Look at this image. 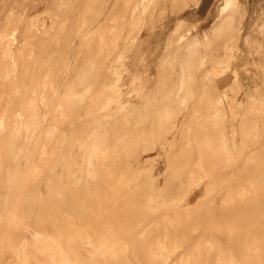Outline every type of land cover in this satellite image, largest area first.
Instances as JSON below:
<instances>
[{"label":"rangeland","instance_id":"rangeland-1","mask_svg":"<svg viewBox=\"0 0 264 264\" xmlns=\"http://www.w3.org/2000/svg\"><path fill=\"white\" fill-rule=\"evenodd\" d=\"M110 1L0 0V264H264V0ZM228 185L235 236L212 239L197 215Z\"/></svg>","mask_w":264,"mask_h":264},{"label":"bare ground","instance_id":"bare-ground-1","mask_svg":"<svg viewBox=\"0 0 264 264\" xmlns=\"http://www.w3.org/2000/svg\"><path fill=\"white\" fill-rule=\"evenodd\" d=\"M90 1V0H89ZM105 1V0H104ZM223 1V4H225V6L227 5V6H231V5H237L238 3H239V0H222ZM92 2H94V1H92ZM106 2H111L110 0L109 1H107L106 0ZM105 2V3H106ZM115 2V1H114ZM135 2V1H134ZM133 2V4H132V2L130 1V3L129 2H127L128 4H129V6L130 5H135V7L134 8H132V7H130L132 10H130V12L132 11V16L134 15L133 13H136V12H138L137 10H139V9H137V7H138V5L140 4L139 3V1L138 2H136V3H134ZM145 2V1H144ZM101 3V2H100ZM127 3H122V4H126L127 5ZM138 3V4H137ZM142 3V2H141ZM146 3V2H145ZM144 3V4H145ZM66 4V3H65ZM69 4V3H68ZM67 4V5H68ZM98 4V3H97ZM112 4H113V2H112ZM117 4H120V3H118V1H117ZM147 4V3H146ZM156 4V3H155ZM60 5V4H59ZM69 5H71V3L69 4ZM86 5V4H85ZM84 5V6H85ZM101 5V4H100ZM106 5V4H105ZM116 5V4H115ZM149 5V4H148ZM99 6V5H98ZM107 6V5H106ZM117 6V5H116ZM184 6H186V5H184ZM75 7V6H74ZM115 6H113V8H114ZM122 7H124V6H122ZM122 7H120V8H122ZM141 7V6H140ZM174 7V6H173ZM63 8V7H62ZM71 8V7H70ZM111 8V7H110ZM128 8V7H127ZM153 8V7H152ZM174 8H176V7H174ZM241 8H243V7H241ZM240 8V9H241ZM94 9V8H93ZM106 9V8H105ZM150 9V8H149ZM163 9V8H162ZM179 9V8H178ZM239 9V8H238ZM104 10V9H103ZM108 10V9H107ZM110 10V9H109ZM112 10H114V9H112ZM111 10V11H112ZM127 10H129V9H127ZM144 10V9H143ZM66 11V10H65ZM125 11V10H124ZM136 11V12H135ZM145 11V10H144ZM179 11H181V10H179ZM232 11H234V10H231V13L229 14V16H228V19H234V18H236L237 16H239L238 14H236V12L238 11H234V12H232ZM81 12V11H80ZM107 12H109V11H107ZM121 12V11H120ZM125 12H127V11H125ZM155 12V11H154ZM178 12V11H177ZM240 12V11H239ZM239 12H237V13H239ZM83 13V12H82ZM95 13V12H94ZM113 13V12H112ZM122 13V12H121ZM124 13V12H123ZM140 13V12H139ZM145 13V12H144ZM104 14V13H103ZM110 14V13H109ZM138 14V13H137ZM240 14H242V13H240ZM245 14V13H244ZM243 14V15H244ZM55 15V14H54ZM96 15V14H95ZM106 15H107V13H106ZM143 15V14H142ZM237 15V16H236ZM243 15H241L242 17H243ZM80 16V15H79ZM92 16V15H91ZM99 16V15H98ZM102 16V15H101ZM100 16V17H101ZM112 16H114V15H112ZM115 16H120V15H116L115 14ZM127 16V15H126ZM130 16V15H129ZM59 17V16H58ZM61 17V16H60ZM111 17V16H110ZM121 17V16H120ZM125 17V16H124ZM141 17V16H140ZM231 17V18H230ZM79 18V17H78ZM103 18H104V16H103ZM80 19V18H79ZM89 19V18H88ZM92 19V18H91ZM98 19V18H97ZM95 17H94V21H93V19H92V22H94L93 24H95L96 23V21L95 20H97ZM107 19H109V18H107ZM117 19V18H116ZM120 19V18H119ZM131 19V18H130ZM129 19V20H130ZM139 19V18H138ZM99 20V19H98ZM103 20V19H102ZM106 20V19H105ZM112 21V20H111ZM114 21H116V20H114ZM78 22V21H77ZM89 22V21H88ZM91 22V21H90ZM99 22V21H98ZM118 22V21H117ZM103 23H104V21H103ZM102 23V24H103ZM92 24V25H93ZM100 24V23H99ZM112 24V23H111ZM118 24V23H117ZM116 24V25H117ZM137 24V23H136ZM228 24V23H227ZM227 24H225V25H223L222 23L219 25V23H218V25L219 26H216V25H214V26H216V27H214L213 28V31H218V29H220L221 28V25H222V27L223 26H227ZM88 25V24H87ZM119 25V24H118ZM120 25H121V22H120ZM119 25V26H120ZM142 25V24H141ZM229 25V24H228ZM74 26V25H73ZM90 26V25H89ZM88 26V27H89ZM96 26V25H95ZM102 26V25H101ZM100 26V27H101ZM105 26V25H104ZM114 26V25H113ZM119 26H117L118 28H119ZM134 26V25H133ZM97 27V26H96ZM75 28V27H74ZM84 28H85V26H84ZM103 28V27H102ZM111 28V27H110ZM118 28H117V30H118ZM120 28H122V26L120 27ZM134 28V27H133ZM112 29V28H111ZM226 29H228V27L226 28ZM92 30V29H91ZM106 30V29H105ZM224 30H225V28H224ZM102 31V30H101ZM114 31V30H113ZM94 32V31H93ZM81 34V33H80ZM110 34V33H109ZM116 34H117V32H116ZM92 35V34H91ZM101 35V34H100ZM112 35H113V33H112ZM152 35V34H151ZM150 37V36H149ZM89 38V37H88ZM140 38V37H139ZM139 38H137L136 40H134L133 42H132V46H130V44H129V46L130 47H133L134 49H135V46L139 43ZM87 39V38H86ZM107 39H108V37H107ZM110 39V38H109ZM118 39V38H117ZM148 39V38H147ZM146 39V40H147ZM94 40V39H93ZM96 40V39H95ZM116 40V39H115ZM121 40V39H120ZM87 41V40H86ZM109 41V40H108ZM143 41V40H142ZM149 41V40H148ZM85 42V41H84ZM83 42V43H84ZM92 42V41H91ZM90 42V43H91ZM100 42V41H99ZM99 42H97V43H99ZM113 42V41H112ZM145 42V41H144ZM93 43V42H92ZM101 43V42H100ZM107 43V42H106ZM108 43H110V42H108ZM149 43V42H148ZM148 43H146V44H148ZM81 44V43H80ZM117 44V43H116ZM128 44V43H127ZM89 45V44H88ZM99 45V44H98ZM111 45V44H110ZM119 45V44H118ZM86 46V45H85ZM76 47V46H75ZM90 47H92V46H90ZM95 47H97V46H95ZM103 47V46H102ZM111 47V46H110ZM94 48V47H93ZM107 48V47H106ZM132 48V49H133ZM95 49V48H94ZM91 50H93V49H91ZM89 51V50H88ZM87 51V52H88ZM110 51V50H109ZM138 51V50H137ZM238 51V50H237ZM236 51V52H237ZM66 52V51H65ZM73 52V51H72ZM99 52V51H98ZM102 52V51H101ZM107 52V51H106ZM128 52V51H127ZM94 53V52H93ZM191 53H193V52H191ZM53 54V53H52ZM125 54V53H124ZM226 54V53H225ZM235 54L236 53H234L233 51H230L229 53H228V57H229V61H230V63H231V65L230 66H228V68H227V71H230L231 70V67H232V64H233V61H234V58H235ZM85 55V54H84ZM88 55V54H87ZM89 55H90V53H89ZM95 55V54H94ZM97 55V54H96ZM122 55V54H121ZM92 56V55H91ZM99 56H100V54H99ZM110 56V55H109ZM123 56V55H122ZM68 57V56H67ZM96 57V56H95ZM94 57V60L96 59ZM102 57V56H101ZM113 57V56H112ZM119 57V56H118ZM117 57V58H118ZM121 57V56H120ZM124 57V56H123ZM140 57V56H139ZM76 58V57H75ZM106 58V57H105ZM116 58V59H117ZM240 58V57H239ZM66 59V58H65ZM83 59V58H82ZM100 59V58H99ZM115 59V60H116ZM122 59V58H121ZM238 59V58H237ZM55 60V59H54ZM70 60V59H69ZM88 60H90V58L88 59ZM135 60V59H134ZM56 61V60H55ZM63 61H65V60H63ZM92 61H93V59H92ZM96 61H98V60H96ZM144 61V60H143ZM223 61V60H222ZM225 61H227V60H225ZM52 62V61H51ZM101 62V61H100ZM117 62V61H116ZM139 62V61H138ZM215 62V61H214ZM64 63V62H63ZM78 63V62H77ZM83 63V62H82ZM85 63V62H84ZM90 63V62H89ZM123 63V62H122ZM164 63H166V62H164ZM237 63V62H236ZM239 63V62H238ZM66 64V63H65ZM64 64V65H65ZM91 64V63H90ZM52 65V64H51ZM69 65V64H68ZM72 65V64H71ZM79 65V64H78ZM85 65V64H84ZM83 65V66H84ZM98 65V64H97ZM120 65V64H119ZM166 65V64H165ZM164 64H163V66H165ZM86 66H88V67H90L89 65H87L86 64ZM93 66V65H92ZM100 66V65H99ZM104 66V65H103ZM131 66V65H130ZM225 66V65H224ZM240 66V65H239ZM53 67V66H52ZM77 67H79V66H77ZM94 67H96V66H94ZM98 67V66H97ZM170 67V66H169ZM56 68V67H55ZM83 68H85V67H83ZM102 68V67H101ZM165 68V67H164ZM239 68V67H238ZM79 69V68H78ZM94 69V68H93ZM212 69H214V68H212ZM51 70H52V68H51ZM50 70V71H51ZM99 70V69H98ZM168 70V69H167ZM55 71V70H54ZM88 71V70H87ZM100 71V70H99ZM164 71V70H163ZM166 71V70H165ZM72 72V71H71ZM75 72V71H74ZM97 72V71H96ZM160 72V71H159ZM76 73V72H75ZM91 73V72H90ZM95 73V72H94ZM164 73V72H163ZM56 74V73H55ZM162 74V73H161ZM86 75V74H85ZM97 75V74H96ZM101 75V74H100ZM171 75V74H170ZM170 75H169V77H170ZM79 76V75H78ZM90 76V75H89ZM166 77L165 78H167V74L165 75ZM186 76H190V77H192L191 76V74H188L187 73V75H183L182 77H183V79L185 80L186 79ZM210 76H212V77H214V78H216V80H222L223 79V74L221 73V71H219V73L217 72V71H215L213 74H211ZM96 77V76H95ZM109 77H111V76H109ZM160 77V76H159ZM162 77H164V75L162 76ZM169 77H168V79H169ZM189 77V78H190ZM237 77H238V71H234L233 72V75H232V78H234V80H237ZM75 78V77H74ZM73 78V79H74ZM92 78V77H91ZM94 78V77H93ZM81 79H82V77H81ZM89 79V78H88ZM163 79V78H162ZM182 79V80H183ZM211 79H213V78H211ZM210 79V80H211ZM182 80H180L181 82H182ZM53 81V80H52ZM57 81V80H56ZM81 81V80H80ZM80 81H79V83H80ZM98 81V80H97ZM107 81V80H106ZM116 81V80H115ZM83 82V81H82ZM86 82V81H85ZM90 82V81H89ZM109 82V81H108ZM145 82V81H144ZM224 82L226 83L227 81H226V79L225 80H223V81H221V84L223 83L224 84ZM72 83V82H71ZM97 83V82H96ZM140 83V82H139ZM172 83V82H171ZM180 83V82H179ZM184 83H185V81H184ZM184 83L182 84L181 83V85H183L182 87L183 88H185L186 86H184ZM231 83H234V81L233 82H231ZM81 84V83H80ZM83 84V83H82ZM85 84V83H84ZM83 84V85H84ZM93 84V83H92ZM135 84V83H134ZM188 84V83H187ZM186 84V85H187ZM54 85V84H53ZM136 85V84H135ZM162 85V84H161ZM180 85V86H181ZM210 85V84H209ZM215 85V84H214ZM213 85V86H214ZM73 86V85H72ZM93 86H94V84H93ZM146 86V85H145ZM163 86H165V85H163ZM174 86V85H173ZM216 86V85H215ZM234 87H235V84L233 85ZM82 87V86H81ZM80 87V88H81ZM95 87V86H94ZM162 87V86H161ZM172 87V86H171ZM170 87V88H171ZM232 87V86H231ZM70 88V87H69ZM85 88V87H84ZM90 88H91V86H90ZM89 88V89H90ZM111 88V87H110ZM136 88V87H135ZM156 88V87H155ZM163 88V87H162ZM179 88V87H178ZM191 88V87H190ZM193 88V87H192ZM191 88V89H192ZM223 88H226V85L224 84V87ZM233 88V87H232ZM68 88H66V90H67ZM92 89V88H91ZM190 89V90H191ZM194 89V88H193ZM71 90V89H70ZM132 90V89H131ZM183 90V89H182ZM65 91V90H64ZM133 91V90H132ZM180 88H179V92H177L178 93V95H181V93H180ZM192 91H194V90H192ZM211 91V90H210ZM220 91V90H219ZM218 91V92H219ZM229 91H231V89L229 90ZM75 92H76V90H75ZM171 92H172V90H171ZM188 92V91H187ZM196 92V91H195ZM212 92V91H211ZM217 92V93H218ZM227 91H224V93H226ZM105 93V92H104ZM145 93V92H144ZM168 93V92H167ZM193 93V92H192ZM220 93V92H219ZM86 94V93H85ZM170 94H172V93H170ZM196 94V93H195ZM214 94V93H213ZM233 94V93H232ZM72 95V94H71ZM70 95V96H71ZM81 95V94H80ZM166 95V94H165ZM192 95V94H191ZM191 95H189V96H191ZM220 95V94H219ZM218 94H217V96H219ZM222 95H223V92H222ZM225 95H227V94H225ZM108 96V95H107ZM166 96H170V95H166ZM184 96V95H183ZM188 96V95H187ZM221 96V95H220ZM219 96V97H220ZM48 97V96H47ZM64 97V96H63ZM67 97V96H66ZM131 97V96H130ZM176 97V96H175ZM181 97V96H180ZM46 98V97H45ZM81 98H83V97H81ZM184 98V97H183ZM202 98H203V96H202ZM225 99L226 97H224V95H223V97H222V99ZM67 99V98H66ZM121 99V98H120ZM153 99V98H152ZM151 99V100H152ZM182 99V98H181ZM201 99V98H200ZM217 99V98H216ZM219 99V98H218ZM61 100H63V99H61ZM70 100V99H69ZM82 100V99H81ZM150 100V101H151ZM173 100H175V99H173ZM172 100V101H173ZM177 100V99H176ZM186 100V99H185ZM221 100V99H220ZM60 101V100H59ZM76 101V100H75ZM157 101V100H156ZM179 101V100H178ZM181 101V100H180ZM183 101V100H182ZM197 101V100H196ZM213 101V100H212ZM217 101H219V100H217ZM226 101V100H225ZM72 102V101H71ZM80 102H82V101H80ZM115 102V101H114ZM161 102H163V101H161ZM188 102V101H187ZM65 103V102H64ZM117 103H118V101H117ZM116 103V104H117ZM159 103V102H158ZM170 103V102H169ZM173 103V102H172ZM171 103V104H172ZM175 103H177V101L175 102ZM174 103V104H175ZM182 103V102H181ZM207 103H208V100H207ZM218 103V102H217ZM221 103V102H220ZM226 103V102H225ZM48 104V103H47ZM59 104V103H58ZM71 104V103H70ZM146 104V103H145ZM168 104V103H167ZM200 104V103H199ZM212 104V103H211ZM224 104V103H223ZM61 105V104H60ZM69 105V104H68ZM75 105V104H74ZM81 104H79V106H80ZM120 105V104H119ZM173 105V104H172ZM171 105V106H172ZM218 105V104H217ZM76 106H78L77 104H76ZM75 106V107H76ZM168 106V105H167ZM206 106V105H205ZM208 106V105H207ZM211 106V105H210ZM214 106V105H213ZM82 107V106H81ZM117 107V106H116ZM119 107V106H118ZM166 107V106H165ZM186 107V106H185ZM212 107V106H211ZM51 108V107H50ZM97 108V107H96ZM123 108V107H122ZM127 108V107H126ZM162 108V107H161ZM209 108V107H208ZM214 108V107H213ZM218 108V107H217ZM66 109V108H65ZM68 109H69V107H68ZM171 109V108H170ZM180 109V108H179ZM178 109V110H179ZM55 110V109H54ZM90 110V109H89ZM96 110V109H95ZM159 110V109H158ZM157 110V111H158ZM164 110V109H163ZM216 110V109H215ZM87 111V110H86ZM169 111V110H168ZM68 112V111H67ZM120 112V111H119ZM131 112V111H130ZM143 112H145V111H143ZM57 113V112H56ZM146 113V112H145ZM154 113V112H153ZM157 113V112H156ZM194 113V112H193ZM214 113V112H213ZM239 113V112H238ZM117 114V113H116ZM130 114V113H129ZM155 114V113H154ZM200 114V113H199ZM225 114V113H224ZM53 115H56V114H53ZM77 115V114H76ZM110 115V114H109ZM114 115V114H113ZM112 115V116H113ZM140 115V114H139ZM147 115V114H146ZM162 115V114H161ZM167 115V114H166ZM169 115H171V114H169ZM212 115V114H211ZM216 115V114H215ZM223 115V114H222ZM134 116H136V115H134ZM133 116V117H134ZM138 116V115H137ZM205 116V115H204ZM225 116V115H224ZM223 116V117H224ZM248 116V115H247ZM54 117V116H53ZM97 117V116H96ZM160 117H162V116H160ZM167 117V116H166ZM202 117V116H201ZM100 118V117H99ZM139 118V117H138ZM148 118V117H147ZM150 118V117H149ZM221 118V117H220ZM89 119H91V118H89ZM89 119H87V120H89ZM95 119V118H94ZM140 119V118H139ZM146 119V118H145ZM144 119V120H145ZM167 119H168V117H167ZM198 119V118H197ZM219 119V118H218ZM226 119V118H225ZM244 119V118H243ZM16 120V119H15ZM71 120V119H70ZM93 120V119H92ZM96 120V119H95ZM142 120H143V116H142ZM40 121V120H39ZM57 121V120H56ZM91 121V120H90ZM100 121H101V119H100ZM147 121H149V119L147 120ZM151 121V120H150ZM204 121V120H203ZM209 121V120H208ZM222 121V120H221ZM251 121V120H250ZM15 122V121H14ZM61 122V121H60ZM93 122V121H92ZM66 123V122H65ZM94 123V122H93ZM92 123V124H93ZM209 123V122H208ZM207 123V124H208ZM212 123V122H211ZM228 123V122H227ZM69 124H70V122H69ZM91 124V123H90ZM201 124V123H200ZM210 124V123H209ZM216 124V123H215ZM222 124V123H221ZM240 124V123H239ZM38 125V124H37ZM40 125V124H39ZM88 125V124H87ZM102 125V124H101ZM206 125V124H205ZM219 125V124H218ZM110 126V125H109ZM210 126V125H209ZM38 127V126H37ZM193 127V126H192ZM207 127V126H206ZM212 127H213V125H212ZM218 127V126H217ZM4 128V127H3ZM86 128H87V126H86ZM110 128V127H109ZM204 128V127H203ZM249 129H250V127H248ZM18 129H20L19 127H18ZM18 129H16L17 130V132H18ZM53 129H55V128H53ZM95 129H96V127H95ZM101 129V128H100ZM99 129V130H100ZM234 129V128H233ZM253 129V128H252ZM4 130V129H3ZM90 130H91V128H90ZM211 130V129H210ZM251 130V129H250ZM254 130V129H253ZM20 131V130H19ZM130 131V130H129ZM15 132V131H14ZM91 132H92V130H91ZM93 132H95V131H93ZM204 132V131H203ZM214 132H215V130H214ZM250 132H252V131H250ZM82 133V132H81ZM189 133V132H188ZM193 133V132H192ZM198 133V132H197ZM222 133H224V132H222ZM255 133H257V132H255ZM16 134H18V133H16ZM35 134V133H34ZM33 134V135H34ZM204 134V133H203ZM202 134V135H203ZM235 134V133H234ZM13 135V134H12ZM22 135V134H21ZM89 135H91L92 136V134H90L89 133ZM129 135V134H128ZM209 135H210V133H209ZM221 135V134H220ZM82 136V135H81ZM94 136V135H93ZM124 136V135H123ZM127 136V135H126ZM131 136V135H130ZM191 136V135H190ZM200 136V135H199ZM207 136V135H206ZM225 136V135H224ZM245 136V135H244ZM249 136V135H248ZM261 136V135H260ZM10 137V136H9ZM13 137V136H12ZM215 137V136H214ZM48 138V137H47ZM88 138V137H87ZM126 138V137H125ZM211 138H212V136H211ZM224 138V137H223ZM12 139V138H11ZM19 139V138H18ZM76 139H77V137H76ZM79 139V138H78ZM207 139V138H206ZM242 139V138H241ZM16 140V139H15ZM53 140V139H52ZM64 140V139H63ZM66 141H67V139H65ZM80 140V139H79ZM125 140V139H124ZM126 140H128V139H126ZM219 140V139H218ZM18 141V140H17ZM61 141V140H60ZM212 141V140H211ZM249 141V140H248ZM12 142V141H11ZM68 142V141H67ZM75 142H77V140L75 141ZM78 142H80V141H78ZM189 142V141H188ZM218 142V141H217ZM221 142V141H220ZM243 142V141H242ZM9 143V142H8ZM123 143V142H122ZM12 144H14V143H12ZM23 144V143H22ZM61 144V143H60ZM59 144V145H60ZM127 144V143H126ZM187 144V143H186ZM210 144V143H209ZM79 145V144H78ZM208 145V144H207ZM216 145V144H215ZM214 145V146H215ZM219 145V144H218ZM61 146V145H60ZM59 146V147H60ZM187 146V145H186ZM255 146V145H254ZM22 147V146H21ZM66 147V146H65ZM218 147V146H217ZM225 147V146H224ZM83 148V147H82ZM125 148H126V146H125ZM167 148V147H166ZM209 148V147H208ZM18 149V148H17ZM21 149V148H20ZM80 149V148H79ZM78 149V150H79ZM92 149V148H91ZM97 149H98V147H97ZM186 149V148H185ZM182 150V149H181ZM189 150V149H188ZM208 150L209 149H207L206 151L208 152ZM225 150V149H224ZM261 150V149H260ZM263 150V149H262ZM13 151V150H12ZM14 151H16V150H14ZM14 151L12 152V153H14ZM60 151V150H59ZM98 151V150H97ZM166 151V150H165ZM205 151V152H206ZM212 151V150H211ZM242 151V150H241ZM264 151V150H263ZM80 152V151H79ZM187 152V151H186ZM209 152H210V150H209ZM256 152V151H255ZM30 153V152H29ZM28 153V154H29ZM66 153V152H65ZM182 153V152H181ZM184 153V152H183ZM195 153V152H194ZM198 153V152H197ZM224 153V152H223ZM241 153V152H240ZM261 153V152H260ZM20 154V153H19ZM60 154V153H59ZM58 154V155H59ZM186 154V153H185ZM202 154V153H201ZM205 154V153H204ZM210 154V153H209ZM212 154H214V153H212ZM183 155V154H182ZM193 155V154H192ZM211 155V154H210ZM209 155V156H210ZM251 155V154H250ZM64 156V155H63ZM213 156V155H212ZM257 156V155H256ZM255 156V157H256ZM260 156H262V154L260 155ZM193 157V156H192ZM200 157H201V155H200ZM202 157H204V156H202ZM207 157V156H206ZM211 157V156H210ZM61 158H64V157H62L61 156ZM168 158V157H167ZM208 158V157H207ZM206 158V159H207ZM249 157L247 156V158L246 159H248ZM254 158V157H253ZM264 158V157H263ZM180 159V158H179ZM185 159V158H184ZM240 159V158H239ZM251 159V158H250ZM209 160V159H208ZM208 160H205V161H208ZM215 160V159H214ZM214 160H213V162H214ZM88 161V160H87ZM176 161H178V160H176ZM175 161V162H176ZM182 161V160H181ZM188 161V160H187ZM204 161V162H205ZM210 161H212L211 159H210ZM210 161H208L209 163H211ZM58 162V161H57ZM69 162V161H68ZM190 162V161H189ZM220 162V161H219ZM225 162V161H224ZM248 162V161H247ZM251 162V161H250ZM61 163V162H60ZM179 163V162H178ZM199 163V162H198ZM181 164V163H180ZM204 164V163H203ZM18 165V164H17ZM88 165V164H87ZM259 165V164H258ZM264 165V163H262V166ZM173 166H174V164H173ZM173 166H172V168H173ZM176 166V165H175ZM178 166V165H177ZM216 166V165H215ZM239 166V165H238ZM245 166H246V164H245ZM25 167V166H24ZM254 167H256V166H254ZM81 168H83V166L81 167ZM172 168H171V170H172ZM175 168V167H174ZM173 168V169H174ZM184 168V167H183ZM246 168V167H245ZM248 168V167H247ZM186 169V168H185ZM32 170V169H31ZM216 170V169H215ZM241 170V169H240ZM173 171V170H172ZM221 171V170H220ZM260 171V170H259ZM91 172V171H90ZM174 172V171H173ZM251 172V171H250ZM56 173V172H55ZM84 173H86V172H84ZM231 173V172H230ZM246 173V172H245ZM247 173H248V170H247ZM262 173V172H261ZM9 174V173H8ZM50 174V173H49ZM67 174H68V172H67ZM173 174V173H172ZM175 174V173H174ZM232 174V173H231ZM264 173H262V175H263ZM85 175V174H84ZM90 175V174H89ZM88 175V176H89ZM92 175V174H91ZM214 175V174H213ZM242 175V174H241ZM257 175V174H256ZM70 176V175H69ZM235 176V175H234ZM243 176V175H242ZM56 177V176H55ZM92 177V176H91ZM90 177V178H91ZM187 177V176H186ZM244 177V176H243ZM242 177V178H243ZM262 177H264V176H262ZM184 178V177H183ZM230 178V177H229ZM229 178H227L226 180L227 181H232V180H228ZM233 178V177H232ZM94 179V178H93ZM247 179V178H246ZM50 180V179H49ZM83 180V179H82ZM171 180H173V179H171ZM170 180V181H171ZM225 180V181H226ZM240 180H241V178H240ZM59 181V180H58ZM79 181V180H78ZM226 181V182H227ZM172 182H174V180L173 181H171V183ZM255 182V181H254ZM9 183V182H8ZM85 183H87L86 181H85ZM170 183V182H169ZM177 183V182H176ZM258 183V182H257ZM54 184V183H53ZM59 184V183H58ZM231 184V183H230ZM86 185V184H85ZM259 185V184H258ZM262 185V184H261ZM74 186V185H73ZM87 186V185H86ZM224 186V185H223ZM57 187V186H56ZM172 187V186H171ZM215 187V186H214ZM233 187V186H232ZM238 187V186H237ZM252 187V186H251ZM230 188V185H228L226 188H224V189H220V190H218L217 192H216V194L214 195V197H211V198H213V199H210V200H206L205 202L207 203V204H209V203H211V202H213L212 203V205H210V207H211V209L210 210H208V211H206L205 210V212H203L202 214H198L197 215V219H196V221L198 222V224H197V227H201L203 230H204V232L206 233V234H210L211 235V238L213 239H215L216 237H219V236H225V235H227V236H229V237H234L235 236V226H232L231 224H232V222H231V224H229V223H227L226 221H224L223 219H224V215H225V213H226V205L225 206H222V200H224L225 201V199H224V197H225V194H224V191L225 190H227V189H229ZM168 189V188H167ZM170 190V189H169ZM231 190V189H230ZM208 191V190H207ZM246 191V190H245ZM55 192V191H54ZM50 193H51V191H50ZM256 193H258V192H256ZM137 194V193H136ZM135 194V195H136ZM228 194V193H227ZM263 193H261V195H262ZM63 195V194H62ZM241 195H243V194H237V197H235L234 196V198L233 197H231V198H229V205L230 206H232L233 207V202L234 201H239V200H241L240 199V197H241ZM258 195V194H257ZM257 195H255V196H257ZM41 196V195H40ZM65 196V195H64ZM207 196H209V193L207 192V194H206V197ZM27 197V196H26ZM259 197H260V195H259ZM262 197V196H261ZM62 198V197H61ZM134 198V197H133ZM148 198V197H147ZM147 198H145V199H147ZM210 198V197H209ZM258 198V197H257ZM23 199V198H22ZM41 199V198H40ZM208 199V198H207ZM248 199V198H247ZM253 199V198H252ZM260 199V198H259ZM204 200V199H203ZM214 200V201H213ZM258 200V199H257ZM256 200V201H257ZM263 200V199H262ZM25 201H27V200H25ZM36 201V200H35ZM143 201V200H142ZM148 201V200H147ZM202 201V200H201ZM252 201V200H251ZM250 201V203L252 204V202ZM254 201V200H253ZM259 201H261V200H259ZM258 201V202H259ZM23 202V201H22ZM139 202V201H138ZM262 202V201H261ZM148 203V202H147ZM247 203H249V201L247 202ZM198 204H200V201L198 202ZM137 205L139 206V204L137 203ZM257 205V204H256ZM22 206V205H21ZM195 206V205H194ZM249 206H251V205H249ZM249 206H247V207H249ZM45 207V206H44ZM150 207V206H149ZM151 207H152V205H151ZM150 207V208H151ZM252 207V206H251ZM261 208V207H260ZM27 209V208H26ZM25 209V210H26ZM29 210H30V207L28 208ZM152 209V208H151ZM237 209V208H236ZM240 209V208H239ZM250 209V208H249ZM264 209V208H263ZM154 210V209H153ZM246 210H247V208H246ZM240 211V210H239ZM244 211V210H243ZM26 213V212H25ZM239 213V212H238ZM31 214V213H30ZM241 214H242V212H241ZM240 214V215H241ZM245 214V213H244ZM255 214V213H254ZM257 214H258V212H257ZM229 215H230V213H229ZM30 216V215H29ZM153 216H155V215H153ZM239 216V215H238ZM250 217V216H249ZM169 218V217H168ZM241 218H243L242 217V215H241ZM245 218V217H244ZM243 218V219H244ZM171 219V218H170ZM181 219V218H180ZM246 219V218H245ZM253 219V218H252ZM33 220V219H32ZM173 220V219H172ZM183 221V220H182ZM181 221V222H182ZM231 221V220H230ZM241 221H243V220H241ZM241 221H239V222H241ZM257 221V220H256ZM245 223V222H244ZM246 223H247V221H246ZM239 225H240V223H238ZM181 225V224H180ZM243 225V224H242ZM242 225H240L241 226V228H243L242 227ZM247 225V224H246ZM178 227V226H177ZM264 227V226H263ZM145 228H147V227H145ZM254 228H257V227H254ZM253 228V229H254ZM244 229V228H243ZM252 229V230H253ZM262 229H264V228H262ZM245 230V229H244ZM251 230V229H250ZM259 230V229H258ZM257 232V231H256ZM261 232V231H260ZM199 233V232H198ZM203 233V232H202ZM34 235V234H33ZM79 235V234H78ZM197 235V234H196ZM200 235V234H199ZM203 235V234H202ZM262 235V234H261ZM144 236V235H143ZM262 236H264V235H262ZM64 237V236H63ZM62 237V238H63ZM72 237V236H71ZM148 237V236H147ZM149 237H150V235H149ZM200 237V236H199ZM238 237V236H237ZM19 238H21V237H19ZM18 238V239H19ZM59 238V237H58ZM67 238V237H66ZM210 238V239H211ZM17 239V240H18ZM109 239V238H108ZM111 239V238H110ZM232 239V238H231ZM67 240V239H66ZM164 240V239H163ZM174 241H175V239H174ZM219 241V240H218ZM59 242V241H58ZM198 242V241H197ZM236 242V241H235ZM16 244V243H15ZM60 245V244H59ZM64 245V244H63ZM62 245V246H63ZM76 245V244H75ZM157 245V244H156ZM72 245H70V247H71ZM219 246V245H218ZM226 246V245H225ZM66 247V246H65ZM73 247V246H72ZM169 247H171V245L169 246ZM64 248V247H63ZM61 249V248H60ZM68 249V248H67ZM159 249V248H158ZM157 249V250H158ZM229 249V248H228ZM226 252H228V251H226ZM238 252V251H237ZM63 253V252H62ZM246 253H248V254H251V252H250V250H246ZM184 254V253H183ZM54 256V255H53ZM63 256H65V255H63ZM56 257V256H55ZM155 258H156V256H154ZM181 257V256H180ZM52 259H54V258H52ZM248 259V258H247ZM53 264H55V262L53 263ZM57 264H69L66 260H64V259H60V261L59 262H57ZM202 264H210L209 262H207V263H202ZM226 264H228V263H226Z\"/></svg>","mask_w":264,"mask_h":264},{"label":"crops","instance_id":"crops-1","mask_svg":"<svg viewBox=\"0 0 264 264\" xmlns=\"http://www.w3.org/2000/svg\"><path fill=\"white\" fill-rule=\"evenodd\" d=\"M14 222H15V219H13V220L10 219V221H8V224H12V223H14ZM30 233L33 234V232H30ZM27 245H29V244L27 243L26 246H27ZM35 245H36V246H35ZM37 245H38L37 239H36L35 242H34L33 239H32V241H31V243H30V246H31V247H33V246L37 247ZM36 249H37V248H36ZM19 250H21L25 255H26V254L33 253V252H31L33 249H32L31 251H28V250H25V251H24L23 249L20 248ZM21 251H18V252H17V254H16L17 256H16V259H15V260H18V261H19V258L21 257V253H22ZM31 256H32V254L30 255V257H31ZM35 257H36V261H35L34 263H35V264H39L41 261H38L37 250H36V252H35Z\"/></svg>","mask_w":264,"mask_h":264}]
</instances>
